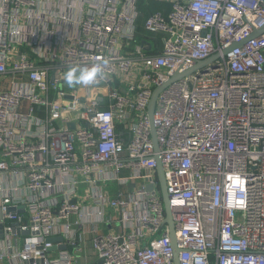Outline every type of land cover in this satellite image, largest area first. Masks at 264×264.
I'll use <instances>...</instances> for the list:
<instances>
[{
  "label": "built area",
  "instance_id": "2783aa9c",
  "mask_svg": "<svg viewBox=\"0 0 264 264\" xmlns=\"http://www.w3.org/2000/svg\"><path fill=\"white\" fill-rule=\"evenodd\" d=\"M215 54L160 92L157 151L155 87ZM157 155L181 264H264V0H0V264H77L50 238L87 231L102 264H172Z\"/></svg>",
  "mask_w": 264,
  "mask_h": 264
},
{
  "label": "water",
  "instance_id": "95a60500",
  "mask_svg": "<svg viewBox=\"0 0 264 264\" xmlns=\"http://www.w3.org/2000/svg\"><path fill=\"white\" fill-rule=\"evenodd\" d=\"M256 32H254L252 34L255 35ZM240 42H234L232 47L239 45ZM231 47V48H232ZM230 48V49H231ZM229 50V49H228ZM225 51V53H227V51ZM218 56V54H215L211 57H209L208 59L205 60H201L199 61L193 68L187 70L184 73H175L171 78H169L168 80H166L165 82L161 83L160 85L156 86L153 94L151 96L149 105H148V112H149V116L151 119V124H152V138H153V142H154V146L155 149L158 151L159 150V142H158V138H157V134H156V128H155V124L153 121V115H154V111L156 108V103H157V98L160 94V92L171 82H173L174 80L179 79L180 77L186 75V74H190L193 71H196L198 68H201L203 66H205L206 64H208L209 62L213 61L216 57ZM157 160H158V165H157V173H158V182H159V187H160V191H161V195L163 198V202H164V208H165V212H166V218H165V223L169 226L170 229V237H171V241H172V245L174 247V251H175V255H174V260L172 264H181V259H180V251L181 248L178 244L177 241V233H176V227H175V223L173 220V212H172V208H171V204H170V198H169V193L167 190V184H166V179H165V174H164V168L162 165V161L159 155L156 156ZM154 186L153 184H149L148 188L152 189ZM20 209L23 211L24 210V206H21ZM23 234L28 233V231H22ZM4 226L2 223H0V239L4 237ZM51 241L53 242H58L60 240H62L61 236H55L50 238ZM65 249L66 245H54L51 249ZM100 263L102 264L103 261L100 260Z\"/></svg>",
  "mask_w": 264,
  "mask_h": 264
},
{
  "label": "crops",
  "instance_id": "0c3cea01",
  "mask_svg": "<svg viewBox=\"0 0 264 264\" xmlns=\"http://www.w3.org/2000/svg\"><path fill=\"white\" fill-rule=\"evenodd\" d=\"M130 174V170H125L123 171L122 176H129ZM137 183L138 180H131L127 183H118L117 181H113L110 184L105 185V187L107 188L106 190H108V193L114 197H116L120 193V191L124 192L126 196H130L139 185ZM86 191V187H81L80 192L82 195H80V198L82 199V202L84 203L86 208H95L96 203H94L93 197ZM106 211L108 221L99 223L100 230L106 233L115 232L121 226V223L117 220V211L111 207H106ZM87 228L88 230H90V226H87ZM57 236L62 237V240L58 241L60 242L59 245H66L65 249L72 252V254L77 259V264H101L95 253V249L93 248V234L90 231H87V233L84 234V238L80 246L68 243L67 236L64 234H60Z\"/></svg>",
  "mask_w": 264,
  "mask_h": 264
},
{
  "label": "clouds",
  "instance_id": "9594fccd",
  "mask_svg": "<svg viewBox=\"0 0 264 264\" xmlns=\"http://www.w3.org/2000/svg\"><path fill=\"white\" fill-rule=\"evenodd\" d=\"M107 63V61H105ZM104 68L102 65H95L91 68L81 69L79 67H70L65 74V82L71 87L74 84L90 85L96 81L98 76L102 77Z\"/></svg>",
  "mask_w": 264,
  "mask_h": 264
},
{
  "label": "trees",
  "instance_id": "16d2710c",
  "mask_svg": "<svg viewBox=\"0 0 264 264\" xmlns=\"http://www.w3.org/2000/svg\"><path fill=\"white\" fill-rule=\"evenodd\" d=\"M161 4H162V3H161ZM165 8H167V5L163 3V5L161 6V8H159V9L162 10V9H165ZM159 9H155V8L152 6V4H151V5L149 6V9L145 11L144 16H146V15L149 13V11H155V10H159Z\"/></svg>",
  "mask_w": 264,
  "mask_h": 264
},
{
  "label": "rangeland",
  "instance_id": "374dc122",
  "mask_svg": "<svg viewBox=\"0 0 264 264\" xmlns=\"http://www.w3.org/2000/svg\"><path fill=\"white\" fill-rule=\"evenodd\" d=\"M152 6L155 8V9H159L161 8V6L163 5V3L161 4V2H158V1H152L151 2ZM20 244H22V238L20 240Z\"/></svg>",
  "mask_w": 264,
  "mask_h": 264
}]
</instances>
